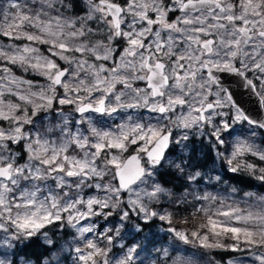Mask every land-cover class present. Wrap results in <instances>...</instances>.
<instances>
[{
  "label": "snow or ice",
  "instance_id": "6c2138e0",
  "mask_svg": "<svg viewBox=\"0 0 264 264\" xmlns=\"http://www.w3.org/2000/svg\"><path fill=\"white\" fill-rule=\"evenodd\" d=\"M190 249L264 264V0H0V264Z\"/></svg>",
  "mask_w": 264,
  "mask_h": 264
},
{
  "label": "rangeland",
  "instance_id": "374dc122",
  "mask_svg": "<svg viewBox=\"0 0 264 264\" xmlns=\"http://www.w3.org/2000/svg\"><path fill=\"white\" fill-rule=\"evenodd\" d=\"M217 171H219V168H217ZM210 191H214V189H209ZM256 189H253V190H249V191H255ZM152 227V231L150 232H147V233H142L141 236H149L151 237L152 234H155L156 236V240L158 241L157 244H156V247H161L162 245L163 246H167L169 244H171L173 241L169 238L170 234H166L164 232L161 231V227L162 225L160 224L159 221H157L154 225H151ZM163 227H166V226H163ZM180 227H183V225H180ZM165 238V239H162L164 241H162L160 238ZM70 239V237H69ZM181 247H187V246H183L181 245ZM190 252L191 253H196V256L194 257L197 261H198V264H206V259L207 257H205L204 259H200V255L201 253L200 252H197L196 249H190ZM67 264H71V260L69 258V261L67 262Z\"/></svg>",
  "mask_w": 264,
  "mask_h": 264
},
{
  "label": "trees",
  "instance_id": "16d2710c",
  "mask_svg": "<svg viewBox=\"0 0 264 264\" xmlns=\"http://www.w3.org/2000/svg\"><path fill=\"white\" fill-rule=\"evenodd\" d=\"M229 183L235 184L237 182L236 181H229ZM238 186L243 188L246 191L255 189V188H248L245 183H239ZM151 227H152L151 225H149L148 227H145L143 234L152 231L153 227L152 228ZM163 239H165V238H163ZM162 241H164V240H162ZM35 250H36L35 247H33V248L26 249L25 251L31 253V252H33Z\"/></svg>",
  "mask_w": 264,
  "mask_h": 264
},
{
  "label": "water",
  "instance_id": "95a60500",
  "mask_svg": "<svg viewBox=\"0 0 264 264\" xmlns=\"http://www.w3.org/2000/svg\"><path fill=\"white\" fill-rule=\"evenodd\" d=\"M232 87L234 88V87H235V85H232Z\"/></svg>",
  "mask_w": 264,
  "mask_h": 264
}]
</instances>
